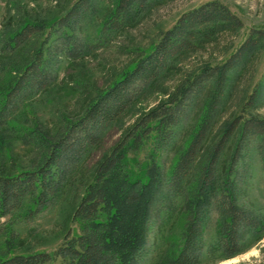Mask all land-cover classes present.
<instances>
[{"label":"trees","instance_id":"trees-1","mask_svg":"<svg viewBox=\"0 0 264 264\" xmlns=\"http://www.w3.org/2000/svg\"><path fill=\"white\" fill-rule=\"evenodd\" d=\"M168 1L172 0H117L94 39L81 37L77 30L94 20L98 0H76L64 16L48 27L26 24L18 32L0 37V59L20 51L32 37L41 39L24 66L14 70L4 94L0 93V129L9 127L10 118L31 98L55 84L63 60L75 62L100 50L112 35L123 31L152 6ZM241 27L242 22L218 2L183 14L57 138L50 140L41 134L46 154L37 168L0 176V216L25 210L26 217L32 219L56 203L74 166L169 72L176 58L195 51L199 43L209 41L217 33ZM263 46L264 32L252 31L221 64L207 65L190 74L167 98L139 116L102 159L79 199L72 214V222L80 226L79 230H69L52 254L15 255L0 258V264H139L155 211L163 202L170 205L177 199H185L184 225L177 252L165 264L203 262L212 212L218 219L217 243L212 251L223 259L241 255L246 239L258 238L264 223L237 205L231 177L245 158L250 140L264 143V119L251 113L260 101L264 85L259 84L248 95L240 113L226 122L218 137L211 140L210 136L228 105L232 79ZM197 109L202 116L198 128L169 176L154 161L146 179L133 176L129 169L139 163L131 167L127 154H138L148 147L155 152L173 148L179 131Z\"/></svg>","mask_w":264,"mask_h":264},{"label":"rangeland","instance_id":"rangeland-1","mask_svg":"<svg viewBox=\"0 0 264 264\" xmlns=\"http://www.w3.org/2000/svg\"><path fill=\"white\" fill-rule=\"evenodd\" d=\"M75 1L0 0V37L18 32L26 24H44L48 27L64 16ZM116 2L98 0L94 20L80 25L78 34L94 39ZM210 2H218L228 8L242 22V27L217 33L209 41L199 43L195 51L176 58L169 72L106 132L99 145L74 166L56 203L32 219L26 217L25 210L0 216V258L41 252L52 254L69 230L76 233L80 226L72 222L73 211L102 159L139 116L167 98L187 76L207 65L221 64L248 39L252 31L264 32V0H172L156 4L123 31L112 35L105 47L75 62L63 60L58 67L55 84L31 98L10 118L9 127L0 129V176H14L34 170L46 154L41 134L50 140L57 138L67 124L77 120L95 97L132 68L183 14ZM39 41L41 39L32 37L20 51L0 59L1 94L7 90L16 73L14 70L24 66L37 49ZM259 84L264 85V46L232 79L228 105L211 131V140L220 135L230 118L240 113L248 95ZM2 98L0 95V102ZM251 113L264 119V90ZM201 117L197 109L179 131L176 145L167 151L155 152L148 147L138 154L128 153L126 158L131 167L139 163L129 169L132 175L146 179L154 161L169 176L197 130ZM234 145L235 140L229 146L222 169ZM248 145L245 158L231 178L237 205L264 223V143L252 138ZM156 211L148 244L139 264H165L177 252L186 214L185 199H177L170 205L163 202ZM217 220V215L212 212L206 228V250L201 264H264V231L258 238L248 237L245 251L235 258L223 259L217 251H212L217 243Z\"/></svg>","mask_w":264,"mask_h":264}]
</instances>
